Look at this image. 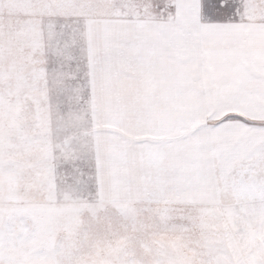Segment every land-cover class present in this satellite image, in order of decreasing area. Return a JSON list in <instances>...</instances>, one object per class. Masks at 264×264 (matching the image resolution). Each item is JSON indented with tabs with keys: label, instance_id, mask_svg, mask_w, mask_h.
<instances>
[{
	"label": "snow or ice",
	"instance_id": "1",
	"mask_svg": "<svg viewBox=\"0 0 264 264\" xmlns=\"http://www.w3.org/2000/svg\"><path fill=\"white\" fill-rule=\"evenodd\" d=\"M0 264H264V0H0Z\"/></svg>",
	"mask_w": 264,
	"mask_h": 264
}]
</instances>
